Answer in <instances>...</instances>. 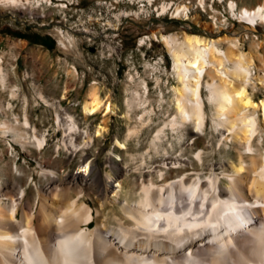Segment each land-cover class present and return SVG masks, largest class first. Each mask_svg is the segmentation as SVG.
Returning a JSON list of instances; mask_svg holds the SVG:
<instances>
[{"label": "bare ground", "instance_id": "obj_1", "mask_svg": "<svg viewBox=\"0 0 264 264\" xmlns=\"http://www.w3.org/2000/svg\"><path fill=\"white\" fill-rule=\"evenodd\" d=\"M215 1L228 12L231 21L242 20L252 27L264 22V0L254 7L240 6L237 0ZM0 3L28 6L32 1L0 0ZM110 5H118V0H95V8H108ZM161 12L173 14L175 18H189L193 12H200L214 29L226 26V19H217L216 15L202 12L191 0H184L182 4L161 3ZM55 29L63 48H78L77 33L62 27ZM155 33L149 36H156L165 43L172 56L178 82L172 85V98L165 100L172 110V117L166 123L170 131L166 132L165 126L159 127L150 141L155 158L149 149L141 153L140 161L136 160L137 155L130 153L131 163L138 161L133 168L141 170L138 174V182L141 183L139 195L129 198L123 186L121 173L124 168L129 171L132 165L127 168L112 157L107 159L108 164L103 171L87 156L82 157L77 171H56L42 166L41 171L48 184L44 188L36 186L37 213L23 208L21 216L18 215L25 187H17L12 182L15 188L13 195L0 193V264H248L247 259L251 260L250 264H264V141L260 137L264 130V98L256 100L248 88L257 84L264 86V70L255 65V53L242 48L243 36L224 34L209 38L186 30L162 33L161 36ZM221 41L227 42L228 46H220ZM255 43L257 49L261 47L260 41ZM101 53L109 56V53ZM259 55L264 59L261 53ZM151 65L155 71L152 73L156 82L153 87L156 86L158 93L164 96L162 80L156 73L162 70L160 63L155 59ZM71 70L77 74L75 65ZM148 77L136 67L127 75L128 97L124 114L130 124L127 138L138 134L140 128L149 127L152 114L156 113L155 103L148 97L151 91ZM4 81L5 73L0 64V82ZM70 86L67 84L65 95ZM203 90H206L205 96ZM161 98L157 102L159 107L163 104ZM54 102L50 103L55 105ZM206 103L210 112L206 110ZM135 107H140L142 113L135 114L136 122L132 125L130 120ZM117 108L118 104L110 92L107 95L101 93L98 78L90 85L83 101L85 115L103 113L93 134L80 128L76 116L67 108H59L56 121L67 131L62 142L68 146L70 155L83 150L86 143H92L94 135L106 130L108 120ZM207 118L215 129H221L222 139L218 147L214 146V151L233 147L237 156L229 162H214L209 168L184 169L190 162L184 152L192 147L193 142H184L178 153L169 133L179 129L199 137L206 129ZM13 119L1 121L0 128L4 134L16 131L14 142L24 146L34 144L39 149L44 147L45 134L31 124L27 112L23 119L17 115ZM258 134L260 136L257 137ZM127 138L122 140L116 136L119 148L129 150ZM162 139L168 145L159 154L155 142ZM7 147L9 153L15 148L10 141ZM205 148L195 151L203 165L206 163ZM147 160L155 164L147 165ZM22 167L17 165L10 172L19 176ZM180 168L182 171L179 173ZM204 169L208 171L204 172ZM61 176L74 186L86 184L97 188L100 207L107 202L119 201L122 218L126 222L121 220L117 227L108 229L103 228L99 221L94 228L83 226L93 219L91 207L78 202L77 196L74 198L64 190V184L59 181ZM7 198L9 201L2 200ZM236 211L246 215L227 227L225 220L229 223L227 217ZM35 218L37 223H34ZM106 231L115 235L106 234Z\"/></svg>", "mask_w": 264, "mask_h": 264}, {"label": "rangeland", "instance_id": "obj_2", "mask_svg": "<svg viewBox=\"0 0 264 264\" xmlns=\"http://www.w3.org/2000/svg\"><path fill=\"white\" fill-rule=\"evenodd\" d=\"M91 1L80 0V4H88ZM245 1L252 4L242 5L237 0L238 5L250 7H254L262 0ZM15 5L9 6L0 3V64L5 73V81L3 83L0 82V123L2 120L13 121L16 115L23 119L25 112H27L31 124H34L33 126L39 130L38 132H43L46 137L44 147L39 149L34 144V146L30 144L24 146L20 142H14L13 138L17 137V132L14 130L15 132H12L13 134H4L0 128V193L7 192V194L13 195L15 188L12 186V182L16 183L17 187H25L24 195L18 206L19 216H21V209L23 208H28L34 213L38 212V206L36 204L38 190L36 186L44 188L48 184V181L44 178L41 171L42 166L56 171L61 169L77 171L80 167L82 157L85 156H87V159L92 158V161L102 171L106 168L109 157L117 159L123 165H127V168H130L132 165L129 170L130 172L128 170L126 172V168H124L121 173L124 179L123 186L127 189L126 194L129 198H135L139 195L141 183L138 182V174L141 170L133 168V166L138 165V161L136 164L135 162L131 163L130 153L134 156L137 155L136 157L138 158L136 160L140 161L142 159L141 153L149 149V152L155 158L156 154L153 152L152 147H150V141L159 127L165 126L166 132L170 131L166 123L172 117V110L165 100L167 101L172 98V85L178 82L173 71V59L165 43L161 39H152L151 43L148 42L142 46H138L137 38L140 34L145 32L154 34L156 32L161 36L162 33H181L183 30H186L189 33H198L209 38L219 37L224 34L231 37L233 35H240L243 36L242 48L253 51L255 53V65L257 68L260 67V69L264 70V59H261L259 55L261 53L264 56V22H261L262 25L256 24L257 27H252L242 20H236L220 29H214L200 12H193L189 18L166 17L161 20H153V22L145 19H127L117 31L122 41L120 50L105 57L98 47L94 44L87 43L80 35H78V48L73 46V48L67 50L61 47L58 44L60 36H58L55 28L69 25L70 20L62 19L58 15V11L53 7H44V12L49 15L42 17L37 14L43 10L34 4L31 6L32 14L28 7L22 6V4ZM67 31L73 32L70 29ZM46 40H48L47 43L45 42ZM255 41L262 43L261 47L258 48L259 50L257 49ZM220 46L226 48L228 43L221 41ZM156 55H163L166 65L165 70L162 69L156 72L162 80L161 89L164 96L158 93L157 88H155L156 86L153 87V83L156 85V82L153 79L152 73L155 71L152 69L151 64L155 62V59L151 58ZM148 63H151V66ZM73 65L77 67V74H74L71 70L73 69ZM136 66L143 76L149 75L151 91L148 97L155 103L156 107L154 106V108L156 113L152 114L153 119L149 127L145 126L140 128L137 124V128H140L139 130L137 129L138 134L136 133L135 136L127 138L130 124L124 116L126 111L125 101L128 97L126 80L128 79L127 75L129 71ZM261 74L263 73L261 72ZM96 78L100 81L101 93L107 95L110 92L114 101L117 102V112L111 114L106 130L92 137V143L91 141L90 144L88 143L89 145L86 143L83 150H78L79 152L77 151V154L70 155L68 146H65L63 143L67 131L63 126L58 125L56 111L59 108L61 110L67 108L69 112L76 116L79 127L90 131V135L91 133L93 134L96 128L95 126L103 118V113L97 112L91 114V116L85 115L83 101L88 95L90 85ZM67 84H71V86L68 87L67 94L65 95ZM248 88H250L249 90H251L256 100L264 98V86L257 84L252 87L249 85ZM12 90L14 92L13 95ZM205 91L203 90L204 96L206 94ZM158 98L163 99L161 108L157 103L159 101ZM51 101H56L57 103L54 102L55 105H52L50 103ZM209 109L210 107L206 103V110L208 112H210ZM259 112L260 110H258ZM141 113V108L137 107L136 109L135 107L132 113V119ZM132 119L130 123L132 122L131 124L133 125L136 121L135 119L132 121ZM207 122L204 133L199 137H195L179 129L176 132L174 131L173 134L169 133V137L171 136V140L175 144V151L178 153L184 142H193L191 144L192 147L184 152L185 157L190 161L184 169L195 170L205 167L209 168L210 164L214 162H229L237 156V152L233 147H227L222 151H214V146L218 147L222 139L221 129H215L210 119ZM187 128L191 127L188 126ZM262 133L263 135L260 136L258 134L257 137H263L264 141V130L261 131ZM116 136L122 140L127 138V148L129 150L119 148L116 143ZM79 139H76L78 143L79 141L83 143ZM9 141L15 147L14 149L12 148L11 153H9L7 147ZM155 143L157 144L156 149L158 148L157 151L159 154L168 145L164 139L162 141H156ZM205 147H207L205 154L206 163L203 165L199 161L195 151H199L200 148L206 149ZM158 153L157 155H159ZM145 164L154 165L155 162L147 160ZM17 165L23 166L20 169L21 175L19 176L11 173L13 167L15 170ZM6 171L11 172L8 174ZM181 171L182 168L178 169L179 173ZM207 171L204 169V172ZM175 175L176 173H173V176ZM29 177L30 181H28ZM134 179H136L135 182ZM59 181L64 184V190H68L66 192L70 196L74 198L77 196L78 202H85L91 207L93 219L88 223H83V226L94 228L97 226V221H99L103 224V228L108 229L117 227L120 221L124 220L122 218L123 213L120 209L119 201L114 203L107 202L100 207L101 198L97 193V188L93 186L89 187L86 184L83 186L79 185L80 187L74 186L73 183L63 176H61ZM7 199L2 200L4 202L9 201V198ZM36 220L37 218L34 219V223H37L38 220ZM107 233H111V236L115 235L111 231H106ZM247 261L246 263H251L250 259H247ZM203 262H206V260L204 259Z\"/></svg>", "mask_w": 264, "mask_h": 264}, {"label": "built area", "instance_id": "obj_3", "mask_svg": "<svg viewBox=\"0 0 264 264\" xmlns=\"http://www.w3.org/2000/svg\"><path fill=\"white\" fill-rule=\"evenodd\" d=\"M32 4L25 6L31 10L34 4L43 11L38 16H44V7H53L58 11V15L64 20H70L69 25L64 30L71 31L82 36L89 44H94L101 52L112 55L118 52L122 46L121 37L117 32L119 27L127 19H145L161 20L163 18H175V15L161 12V3H180L184 0H118V5H110L108 8H95V0L88 4H80V0H47L40 3L39 0H31ZM192 3L199 6L202 12L208 15H216L217 19H226V25L234 22L228 18V12L223 11L221 6L215 0H191ZM44 6H43V5ZM151 32H145L138 36L137 45L142 46L151 43ZM58 44H62L58 40ZM118 49V51H117ZM145 53V52H144ZM151 59H157L160 67L165 70V62L163 55L153 56ZM137 68V66H136Z\"/></svg>", "mask_w": 264, "mask_h": 264}, {"label": "crops", "instance_id": "obj_4", "mask_svg": "<svg viewBox=\"0 0 264 264\" xmlns=\"http://www.w3.org/2000/svg\"><path fill=\"white\" fill-rule=\"evenodd\" d=\"M238 1H239V3H241L242 5H246V4L251 5V4H252V3L246 2L245 0H238ZM43 40H44V39H43ZM45 42L47 43L48 40H46Z\"/></svg>", "mask_w": 264, "mask_h": 264}]
</instances>
